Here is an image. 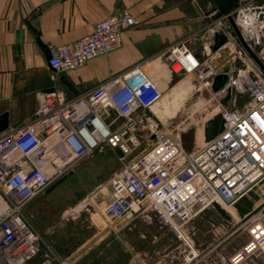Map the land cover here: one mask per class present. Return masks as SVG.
<instances>
[{
  "label": "built area",
  "instance_id": "obj_1",
  "mask_svg": "<svg viewBox=\"0 0 264 264\" xmlns=\"http://www.w3.org/2000/svg\"><path fill=\"white\" fill-rule=\"evenodd\" d=\"M261 15L241 2L232 11L246 42L264 38ZM134 23L127 9L102 18L90 33L50 47L47 65L59 73L78 68L87 60L120 47L122 31ZM206 29L219 33L221 41L206 44L205 55L213 51L211 46H216L215 51L228 47L234 58L251 65L233 77L224 70L228 80L214 93L233 87L247 101L240 107L221 105L218 113L223 119L222 130L190 152L183 153L180 141L166 128L147 121L148 146L133 154L140 141L132 113L150 108L162 97L158 84L141 64L87 94L68 96L55 88L38 91L35 117L25 125L0 132V264H23L37 253L41 238L24 216L23 205L45 188L52 176L103 141L119 148L122 162L94 190L99 193L94 200L95 209L109 228L112 223L128 222L149 208L183 241L186 260L190 261L197 252L184 232L185 225L203 210L219 206L238 222L227 236L242 228L248 236L229 258V264L264 255V203L241 217L229 209L264 179V72L252 62L225 16L218 14ZM165 57L172 69L177 66L179 70L193 72L210 88L219 73L183 41L170 45ZM100 111H114L125 121L112 129ZM97 121L104 128L100 129ZM94 192L84 204L93 200ZM57 264L71 263L63 258ZM128 264L144 263L134 260Z\"/></svg>",
  "mask_w": 264,
  "mask_h": 264
},
{
  "label": "rangeland",
  "instance_id": "obj_2",
  "mask_svg": "<svg viewBox=\"0 0 264 264\" xmlns=\"http://www.w3.org/2000/svg\"><path fill=\"white\" fill-rule=\"evenodd\" d=\"M192 33L184 34L179 41L188 46L193 39ZM247 42L264 63V38L260 37L258 42L248 39ZM202 55L203 60L210 63L217 72L227 70L232 77L245 66L251 68L249 63L234 58L228 47L209 55L204 52ZM252 62L259 68L256 62ZM158 72L146 73L158 84L162 97L150 108L136 109L132 113L137 121L135 134L140 141L133 154L148 146L147 121L166 128L180 141L182 152L188 153L204 142L203 125L218 113L221 105L240 107L247 101L233 87L214 93L209 86L203 85L195 73L172 69L169 60ZM104 112L107 119L103 118L101 111L100 116L105 123L112 119L113 128L125 121L114 111ZM120 157L118 147L103 141L95 150L74 160L59 174L52 176L49 184L23 205L24 216L41 238L37 253L23 264H57L63 258L72 259L71 264H85V261L94 264H128L134 260L144 264H229V258L222 252L223 246H229L231 242L240 249L248 236L243 228L227 236L238 222L223 208L232 219L230 221L228 218L225 223L226 230L222 235L226 234L227 237L224 240L220 241L222 235L212 233L217 227L215 219L200 223L198 217L207 209L185 225L184 232L188 234L197 252V256L190 261L186 260L187 248L183 241L164 226L149 208L137 213L130 221L115 222L109 228L95 209L99 193L94 190L97 184L120 168ZM92 192L93 200L84 204ZM262 203L264 179L230 210L235 216L241 217L254 212ZM82 253L89 254V258H80ZM76 254L77 257L71 258ZM46 259H49V263ZM240 264H264V255L249 256Z\"/></svg>",
  "mask_w": 264,
  "mask_h": 264
},
{
  "label": "crops",
  "instance_id": "obj_3",
  "mask_svg": "<svg viewBox=\"0 0 264 264\" xmlns=\"http://www.w3.org/2000/svg\"><path fill=\"white\" fill-rule=\"evenodd\" d=\"M239 2L262 13L259 19H264V0ZM214 7L208 0H0V115L6 113L8 123L2 131L25 125L35 117L38 91L55 88L68 96L87 94L136 64L147 73L159 74L168 60L164 52L186 33L193 32L188 48L203 60L204 40H209L207 44L221 41L219 33L206 29L218 15ZM125 9L135 23L122 31L120 47L61 73L47 65L50 47L90 33L98 20ZM215 47L211 46L212 53L217 52ZM61 74L76 93L63 85ZM107 124L113 128L114 122L109 119ZM226 212L218 206L209 207L198 219L200 223L215 219L217 227L212 233L222 235L230 218ZM225 237L222 235L220 241ZM229 244L222 248L228 258L239 248ZM80 256L89 258V254Z\"/></svg>",
  "mask_w": 264,
  "mask_h": 264
},
{
  "label": "water",
  "instance_id": "obj_4",
  "mask_svg": "<svg viewBox=\"0 0 264 264\" xmlns=\"http://www.w3.org/2000/svg\"><path fill=\"white\" fill-rule=\"evenodd\" d=\"M208 1L214 3L215 6L214 8L217 10L219 15L226 17L241 45L244 47V49L248 52V54L252 57V59L258 64V66L264 72V63L252 50V48L248 45V43L246 42L240 29L235 24L234 19L232 17V11L237 7L239 0H208ZM222 41H224V38H222ZM167 52L168 50H166L164 54H166ZM205 67L206 65H204V68ZM59 79L69 91H71L72 93H76V90L74 89L73 85L64 74H61ZM227 80H228V74L226 71L222 73H218L213 78V82L211 85L212 90L217 91L222 86V84H224ZM7 125H8L7 116L6 113H4L0 115V131L5 129ZM222 128H223V119L221 118V115L219 113L213 115V117L206 120L203 125L204 142H207L210 139H212L218 132L222 130Z\"/></svg>",
  "mask_w": 264,
  "mask_h": 264
},
{
  "label": "bare ground",
  "instance_id": "obj_5",
  "mask_svg": "<svg viewBox=\"0 0 264 264\" xmlns=\"http://www.w3.org/2000/svg\"><path fill=\"white\" fill-rule=\"evenodd\" d=\"M205 42H206V44H207V42L209 41L208 39L207 40H204ZM193 52V51H192ZM194 53V52H193ZM202 53H204V51L202 50ZM175 70H177L178 68H177V66L174 68ZM97 125H98V127L100 128V129H102V128H104L103 127V123H101V121H97ZM230 209V208H229ZM232 209V208H231Z\"/></svg>",
  "mask_w": 264,
  "mask_h": 264
}]
</instances>
